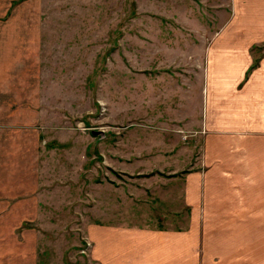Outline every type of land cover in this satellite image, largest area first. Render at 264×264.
I'll return each instance as SVG.
<instances>
[{"label":"rangeland","instance_id":"374dc122","mask_svg":"<svg viewBox=\"0 0 264 264\" xmlns=\"http://www.w3.org/2000/svg\"><path fill=\"white\" fill-rule=\"evenodd\" d=\"M228 1H177L172 18L168 0H42L38 208L0 236H27L35 264H87L89 225L188 230L183 185L216 133L196 120L199 77L228 71L201 46L232 40Z\"/></svg>","mask_w":264,"mask_h":264},{"label":"crops","instance_id":"0c3cea01","mask_svg":"<svg viewBox=\"0 0 264 264\" xmlns=\"http://www.w3.org/2000/svg\"><path fill=\"white\" fill-rule=\"evenodd\" d=\"M168 1L183 16L182 0ZM228 3L216 28L232 40L201 46L228 71L199 77L206 111L196 120L216 133L203 141L200 184L183 185L188 230L89 225L87 264H264V0ZM41 5L0 0V221L14 226L38 208ZM26 237L0 236V264H35Z\"/></svg>","mask_w":264,"mask_h":264},{"label":"water","instance_id":"95a60500","mask_svg":"<svg viewBox=\"0 0 264 264\" xmlns=\"http://www.w3.org/2000/svg\"><path fill=\"white\" fill-rule=\"evenodd\" d=\"M90 134L93 135V136H102V132H99V131H97V132L96 131H91Z\"/></svg>","mask_w":264,"mask_h":264}]
</instances>
